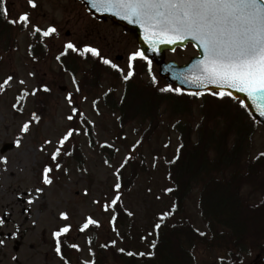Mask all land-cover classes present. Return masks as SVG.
<instances>
[{
	"label": "rangeland",
	"instance_id": "rangeland-1",
	"mask_svg": "<svg viewBox=\"0 0 264 264\" xmlns=\"http://www.w3.org/2000/svg\"><path fill=\"white\" fill-rule=\"evenodd\" d=\"M36 2L35 9L27 4V0L5 2L9 19L28 11L34 24L41 27L54 24L59 35L45 39V42L40 41L45 49L41 51L46 52V58L40 61L31 56L32 44L35 43L30 34L31 26L24 29L18 25V30L10 35L15 34L16 43L10 44L12 39L8 38L0 46V84H3L9 75L13 77L0 90V157H6L7 161H0V217L5 220L3 226H0V239L5 241L4 245H0V264H64L54 254L53 232L65 223H71L69 239L79 245L80 249L72 264H85L86 261L95 259L91 255L92 252L95 253V248L112 240L116 241V252L125 247L136 252L146 250L155 232L154 225L170 206L167 204L165 190L170 185L168 166L176 157L180 143L174 126L176 120L163 112V123L159 131L147 145L136 147L133 155L139 160L144 158L150 171L123 197L125 208L134 213L135 222L133 228L118 227V236L108 223L110 214L105 213L101 205L115 195L116 171L133 145L138 143L146 126L139 128L138 125L132 124L123 133L119 131L118 116L107 107L105 96L109 90L116 87V96L120 98L123 90L121 80L115 81L105 76L97 93L76 92L73 76L79 82L83 74L91 69L83 62L90 55L87 58L80 56L82 59L73 57L71 65H75V74L63 73L56 56L68 41L76 43L78 47L91 45L99 48L102 56L109 55L114 61L116 56L120 55L122 59L116 64L127 72L128 55L138 50L136 40L122 29L115 28L110 21L97 23L78 0ZM103 31L108 33L110 47L101 41L95 42ZM111 49H114V52ZM36 50L40 49L37 47ZM196 55L195 48L189 45L184 50L167 53L166 61L183 65ZM90 60L92 63H99V58ZM152 72L158 75L159 69L152 66ZM21 80H24L25 84H20ZM43 85H47L51 91L41 90L34 96L25 94V89L30 93ZM69 93L74 101L71 105L66 99ZM93 101L97 103L94 105ZM73 107L78 108L79 113L69 121L67 116L73 115ZM196 108L195 122L199 119ZM33 114L39 118V122H33L28 133H21L23 123L31 120ZM84 118L94 127V146H91L89 137L81 125ZM70 127H76L80 131L72 138L71 144H65V148L70 151L71 145L76 142L81 148L84 164H78L72 159L69 160V156H63L62 162L60 160L63 166L49 174L52 184L44 185L42 169L51 165L50 154L55 150L59 137ZM18 137L21 138L19 146L15 143ZM45 140H52L53 144L44 145ZM105 142L114 145L112 151L102 147ZM6 144H15V148L1 154V149ZM42 146L43 151L40 150ZM263 149L264 132L260 131L256 136L254 155ZM38 187L43 188V192L36 193L35 189ZM29 200L33 202L29 204ZM199 208L200 196L199 192L195 191L186 203L187 213L196 228L206 232ZM64 211L69 213L70 219L67 222L60 219V213ZM89 215L98 219L101 227L93 232H80L79 225ZM91 236L98 239L96 247L88 243ZM103 258L105 264H119L104 254ZM199 262L218 264L216 254L204 256Z\"/></svg>",
	"mask_w": 264,
	"mask_h": 264
},
{
	"label": "trees",
	"instance_id": "trees-1",
	"mask_svg": "<svg viewBox=\"0 0 264 264\" xmlns=\"http://www.w3.org/2000/svg\"><path fill=\"white\" fill-rule=\"evenodd\" d=\"M1 4L2 0V9ZM17 28L18 25L11 24L0 15V46L8 38L12 39L10 44L16 43L15 34L10 35ZM40 53L33 54L45 57ZM67 57L68 61L63 59L61 71L75 73V65L71 63L73 57L79 56L70 53ZM87 61L84 64L89 63L91 69L78 82L79 92L95 94L109 72L103 69L100 62ZM146 70L147 66L141 64L133 77L124 81L121 98L116 96V87H113L107 92L105 100L107 107L117 114L118 129L122 133L132 124L139 128L146 126L137 143L138 148L147 145L159 131L163 112L176 120V131L183 147L179 145V158L176 159V156L175 162L168 166V188L174 191H166L170 206L165 211L173 210L175 206L174 213L163 221L158 237L154 232L148 248L140 250L153 252L154 255L128 256L116 252L115 246L106 242L102 245L108 244V247H96L95 264H105L103 254L119 264H197L199 259L209 254H216L219 264H254L264 258V157L259 160L252 157L260 126L247 109L233 98L220 100L209 93L196 97L185 93L161 92L159 89L168 85L161 78H156V83L152 79L146 81L143 76ZM112 79L119 81L120 74L114 73ZM195 107L199 118L196 122ZM81 123L91 146H94L96 136L93 125L87 118L82 119ZM105 150L112 151L113 148ZM70 151L72 155L68 157L69 160L84 164L81 148L76 142L71 145ZM133 156L123 169L118 167L122 203L118 208L117 227H134V215H127L123 197L150 171L144 158L139 160ZM195 190L199 192L200 215L207 228L205 236L196 231L186 209V203ZM95 229L90 226L89 231ZM91 241L94 246L97 238L94 236ZM153 241L156 242L155 248L151 247ZM71 245L69 237L62 235L61 251L68 262L78 252ZM124 249L139 253L126 247Z\"/></svg>",
	"mask_w": 264,
	"mask_h": 264
},
{
	"label": "snow or ice",
	"instance_id": "snow-or-ice-1",
	"mask_svg": "<svg viewBox=\"0 0 264 264\" xmlns=\"http://www.w3.org/2000/svg\"><path fill=\"white\" fill-rule=\"evenodd\" d=\"M90 3L97 12L112 13L121 16L130 23L139 24L147 34L146 39L156 37L159 43L169 44L177 43V38L191 39L198 42L199 46L203 49L204 56L203 59L197 61L196 68L199 74L191 82L198 87L215 85L217 91L209 90V94L220 100H223L225 97L233 98V91H231L233 89L245 93L260 111V114L264 115V0H90ZM27 4L32 9L37 7L36 0H27ZM0 15H3L5 18L8 17L6 6L0 9ZM9 22L13 25H20L24 29H28L31 26L30 34L33 37H38L41 41L59 35L58 28L54 24L46 27L34 24L31 20V13L28 11L19 14L16 18L9 20ZM29 47L31 48V45ZM69 51L78 54L82 58H87L88 55L100 58L104 65L118 71L125 81L133 77L135 73L134 61L138 58L148 61L149 66L151 65V61L148 60L145 53L137 50L130 54L127 72H125L123 68H120L110 58L102 56L98 48L91 45L78 47L72 41H68L63 45L60 54L56 56V60L60 61L61 57L67 55ZM30 75H34V73H30ZM12 79L13 77L9 75L3 84H0V90ZM152 82L156 83L154 76L152 77ZM73 83L76 86V92H79L80 86L75 76H73ZM20 84H25V81L21 80ZM41 90L44 92L51 91L47 85H43L42 88L33 89L30 93L25 89V94L34 96ZM159 90L161 92L183 94L182 89L173 88L170 85ZM188 94L200 97L205 93L196 91ZM66 99L70 105L74 103L71 93H69ZM85 99L87 98L85 97ZM96 103V101H93L94 105ZM240 104L246 107L244 101H240ZM13 107H16V105H13ZM72 113L73 115L67 116L69 121L73 120L74 115L79 113V109L73 107ZM33 122H39V118L35 114H33L31 120L23 123L21 133H28L30 125ZM79 131L76 127H70L59 137L55 150L50 154L51 165H46L42 169V184H52L49 174L54 169L59 170L63 166L60 162L63 156L72 155V152L65 148V144L70 143L71 138L79 134ZM15 143L19 146L21 138L18 137ZM50 144H53L52 140L44 141V145ZM102 147L113 148L114 145L105 142ZM136 147H138V144L133 145L132 150L125 156L123 162L120 164V169H123L134 158L133 153ZM180 147H183V144ZM40 150L43 151L44 146ZM116 151H119V149H116ZM262 157H264V152H260L254 159L259 160ZM178 158L179 148L177 149L176 159ZM0 161L6 163V157H0ZM174 162V160L170 161V163ZM105 163L108 162L105 161ZM116 176L117 182L114 184L115 195L103 203L101 207L105 213L110 214L108 223L119 236L117 218L119 215L118 208L122 203V185L119 180V169L116 171ZM35 191L36 193H41L43 192V188L38 187ZM165 191L172 192L174 189L170 187ZM85 195H87V189H85ZM32 202V200L28 201L29 204ZM94 203L98 204L100 202L94 201ZM174 208L175 206H173V210L162 213L159 216L160 222L154 225L157 237L163 221L173 215ZM127 215L132 216L134 213L128 211ZM60 219L66 222L69 221V213L67 211L61 212ZM4 223V218L0 217V226H3ZM90 226L100 228L101 222L90 215L86 216L84 222L79 225V231L84 232ZM71 228V223H65L53 232L55 252L61 259H64V254L61 251V237L68 234ZM196 231L201 236L206 235V233L200 232L199 229ZM91 242L89 238L88 243L91 244ZM4 243V239H0V245H4ZM111 245L115 246L116 241L112 240ZM71 247L80 250L77 244H72ZM101 247L106 248L108 244ZM151 247H156L155 241H153ZM118 251L126 253L128 256L154 255L153 252H126L124 248H119ZM91 255L95 257L94 252ZM65 264H67V261ZM85 264H95V259L86 261Z\"/></svg>",
	"mask_w": 264,
	"mask_h": 264
},
{
	"label": "water",
	"instance_id": "water-1",
	"mask_svg": "<svg viewBox=\"0 0 264 264\" xmlns=\"http://www.w3.org/2000/svg\"><path fill=\"white\" fill-rule=\"evenodd\" d=\"M80 1L85 4L89 13L97 19H110L114 23V25L131 31L132 35L137 39L141 47V51H143L149 59L155 60L160 65V75L168 82V84L177 86L178 88L182 89L183 92L188 93L196 91H202L205 93L209 92V90L217 91L215 85L198 87L196 84L191 82L192 79H194L195 76L199 74L196 68L197 61L203 59L204 56L203 49L199 46L198 42L191 39L177 38V43L169 44L159 43L156 37L146 39L147 34L139 24L130 23L128 20L123 19L121 16H117L112 13L97 12L96 9L92 7L90 0ZM189 43L193 44L196 47L197 51L199 52V56L193 58L191 62L185 66H179L174 62L165 63V53L167 51H175L178 47L185 48ZM231 91H233V97L235 99L244 101V104L246 105L252 117L257 122L264 125V115L260 114V111L253 104L252 100H250L245 93L238 92L234 89ZM14 147V144H6L3 146L1 153L5 154L8 151L12 150Z\"/></svg>",
	"mask_w": 264,
	"mask_h": 264
},
{
	"label": "flooded vegetation",
	"instance_id": "flooded-vegetation-1",
	"mask_svg": "<svg viewBox=\"0 0 264 264\" xmlns=\"http://www.w3.org/2000/svg\"><path fill=\"white\" fill-rule=\"evenodd\" d=\"M96 22L97 23H104V22H101V21H96ZM126 34H128V33H126ZM98 41H101V43H106L108 45V47H110V44L108 42V33L106 31H103L102 34L98 38H96L95 42L98 43ZM111 50H112V52H114V49H111ZM118 56H120V55H118ZM118 56H116V59L114 61L113 59H111V57L109 55L108 56L104 55V57L110 58L114 63L117 61V57ZM129 56H130V54L128 55V58H129Z\"/></svg>",
	"mask_w": 264,
	"mask_h": 264
}]
</instances>
